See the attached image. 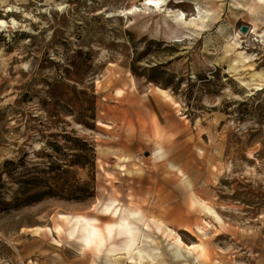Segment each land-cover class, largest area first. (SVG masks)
<instances>
[{"label": "rangeland", "instance_id": "1", "mask_svg": "<svg viewBox=\"0 0 264 264\" xmlns=\"http://www.w3.org/2000/svg\"><path fill=\"white\" fill-rule=\"evenodd\" d=\"M1 20L0 264H264V2L0 0ZM113 201L143 218L131 255L54 229H117Z\"/></svg>", "mask_w": 264, "mask_h": 264}, {"label": "bare ground", "instance_id": "2", "mask_svg": "<svg viewBox=\"0 0 264 264\" xmlns=\"http://www.w3.org/2000/svg\"><path fill=\"white\" fill-rule=\"evenodd\" d=\"M264 2V0H260ZM148 5H152L149 3ZM9 13H14L13 9L8 10ZM15 16V15H14ZM9 28V25L5 21H0V33L4 32ZM128 85L129 89L133 91L136 88L135 81L131 75H128ZM102 88L101 84L98 83L97 89L100 90ZM124 86L117 85L113 88L112 97L114 100H119L125 95ZM106 129H110V126H103ZM123 166H118V169H122ZM106 177H110V174L107 173ZM112 205L109 207H104L102 212L105 214H110L114 217L120 218V224L117 226V229L114 227H108L105 230L101 229L97 225V220L93 218L80 217L75 219V222L72 221H57L54 225V229L58 235L66 234L69 238H72L76 235H81V239H83L84 243L89 247H96L100 250L105 243L110 241L114 234L117 233V237L121 238L122 245L124 250L128 253L133 254L134 247L137 242L140 240L139 230L136 229V225L140 224L143 218H139L136 214L131 213H123L119 212V208H114V201L111 203ZM101 202L98 203L97 209L100 207ZM139 255L140 252L138 253ZM142 258V256H140Z\"/></svg>", "mask_w": 264, "mask_h": 264}, {"label": "water", "instance_id": "3", "mask_svg": "<svg viewBox=\"0 0 264 264\" xmlns=\"http://www.w3.org/2000/svg\"><path fill=\"white\" fill-rule=\"evenodd\" d=\"M247 30H248L247 27H242V28H241V32H242L243 34H246V33H247Z\"/></svg>", "mask_w": 264, "mask_h": 264}, {"label": "trees", "instance_id": "4", "mask_svg": "<svg viewBox=\"0 0 264 264\" xmlns=\"http://www.w3.org/2000/svg\"><path fill=\"white\" fill-rule=\"evenodd\" d=\"M90 197H93L92 195H90ZM81 198V197H80ZM77 200H79V199H77Z\"/></svg>", "mask_w": 264, "mask_h": 264}]
</instances>
